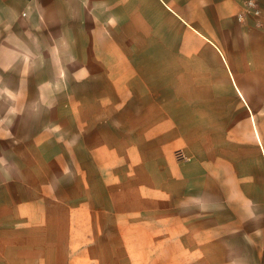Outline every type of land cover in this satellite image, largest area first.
<instances>
[{
    "label": "rangeland",
    "instance_id": "obj_1",
    "mask_svg": "<svg viewBox=\"0 0 264 264\" xmlns=\"http://www.w3.org/2000/svg\"><path fill=\"white\" fill-rule=\"evenodd\" d=\"M246 1L243 15L264 18V0H253L257 16L246 13ZM120 89L39 90L0 74V96L8 98L0 100V205L28 211L23 230L15 217L5 220L0 264H264L261 178L210 180L206 160L201 179L178 195L148 196V118L134 115L139 102ZM256 119L264 138V116ZM181 131H196L191 118L181 120ZM223 135L213 131V143ZM198 143V135L181 147L170 139L164 153L188 160L185 151Z\"/></svg>",
    "mask_w": 264,
    "mask_h": 264
},
{
    "label": "crops",
    "instance_id": "obj_2",
    "mask_svg": "<svg viewBox=\"0 0 264 264\" xmlns=\"http://www.w3.org/2000/svg\"><path fill=\"white\" fill-rule=\"evenodd\" d=\"M243 2L0 0V74L39 90L127 86L126 98L139 102L134 115L148 118V196L178 195L185 183L201 179L206 160L210 180L222 174L264 182V138L256 119L264 116V18L243 15ZM74 70L80 80H73ZM186 117L194 133L181 131ZM215 130L224 135L213 143ZM202 131H208V146ZM197 135L198 145L185 151L190 159L165 155L170 139L181 147ZM27 213L1 202L0 237L8 235L3 228L10 216L16 230L25 229Z\"/></svg>",
    "mask_w": 264,
    "mask_h": 264
},
{
    "label": "built area",
    "instance_id": "obj_3",
    "mask_svg": "<svg viewBox=\"0 0 264 264\" xmlns=\"http://www.w3.org/2000/svg\"><path fill=\"white\" fill-rule=\"evenodd\" d=\"M245 4H246V8H245L246 13L254 14L256 16L259 15V11L256 8V4L253 0H248V1H246Z\"/></svg>",
    "mask_w": 264,
    "mask_h": 264
}]
</instances>
